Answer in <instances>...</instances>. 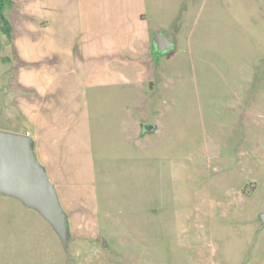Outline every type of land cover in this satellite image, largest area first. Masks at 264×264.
<instances>
[{
    "label": "rangeland",
    "instance_id": "rangeland-1",
    "mask_svg": "<svg viewBox=\"0 0 264 264\" xmlns=\"http://www.w3.org/2000/svg\"><path fill=\"white\" fill-rule=\"evenodd\" d=\"M145 1L149 26L178 48L153 56L149 77L132 83L140 125L130 140L122 88L90 90L97 205L72 192L65 238L40 208L0 187V264H264V0ZM19 5L35 10L34 0H6L5 16ZM31 25L10 23L11 44L0 39L3 129L35 123L20 90L3 87L19 51L32 55L15 45L34 38Z\"/></svg>",
    "mask_w": 264,
    "mask_h": 264
},
{
    "label": "crops",
    "instance_id": "crops-1",
    "mask_svg": "<svg viewBox=\"0 0 264 264\" xmlns=\"http://www.w3.org/2000/svg\"><path fill=\"white\" fill-rule=\"evenodd\" d=\"M34 2V12L33 8L19 5L15 12L10 8L6 16L14 24V30H26L31 25L27 24L31 13L35 19L34 28L31 25L30 29L35 31L34 38L19 35L15 40L17 48L29 47L32 55H23L20 50L14 74L4 76L3 87L9 95L13 90H20V104L35 121L25 130L14 131L30 136L33 156L52 182L63 209L65 203L68 206L69 200L72 202L75 198L72 192H76L79 198L85 193L87 205L96 206V155L90 90L104 86L122 88L117 92L122 97L121 111H125L124 117L128 118L125 132L130 140L133 129L129 134V128L133 127L134 121L138 128L140 125L133 112L139 103L134 102L130 94L132 83L138 84L149 77L153 56L161 57L178 47L167 52L156 49L155 31L166 35L162 28L149 26L145 0ZM180 14L181 8L178 7L174 16ZM18 15H26L23 17L26 21H18L21 20ZM1 24L0 19V39L3 42L2 34H7L11 44L12 31L2 30ZM44 31H50V35ZM3 60L9 61V58L3 57ZM29 61L36 63L26 65ZM56 82L63 87L58 86L62 100L57 105L54 97ZM65 91L68 92L66 96ZM79 192L83 195L79 196Z\"/></svg>",
    "mask_w": 264,
    "mask_h": 264
},
{
    "label": "water",
    "instance_id": "water-1",
    "mask_svg": "<svg viewBox=\"0 0 264 264\" xmlns=\"http://www.w3.org/2000/svg\"><path fill=\"white\" fill-rule=\"evenodd\" d=\"M153 40L158 51L167 52L174 48L159 30L155 31ZM142 126L147 131L157 128L152 123H143ZM0 187L40 208L66 238V214L52 182L33 156L28 134L0 128ZM259 216L264 223V210Z\"/></svg>",
    "mask_w": 264,
    "mask_h": 264
},
{
    "label": "trees",
    "instance_id": "trees-1",
    "mask_svg": "<svg viewBox=\"0 0 264 264\" xmlns=\"http://www.w3.org/2000/svg\"><path fill=\"white\" fill-rule=\"evenodd\" d=\"M5 1L6 0H0V19L2 23L1 29L6 31V29L8 30L10 28V22L3 12V9L5 8Z\"/></svg>",
    "mask_w": 264,
    "mask_h": 264
}]
</instances>
